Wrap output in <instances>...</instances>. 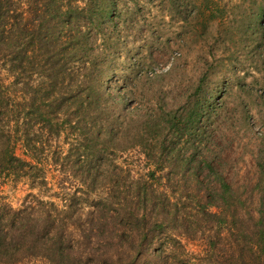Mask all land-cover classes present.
Returning a JSON list of instances; mask_svg holds the SVG:
<instances>
[{"label":"rangeland","instance_id":"rangeland-1","mask_svg":"<svg viewBox=\"0 0 264 264\" xmlns=\"http://www.w3.org/2000/svg\"><path fill=\"white\" fill-rule=\"evenodd\" d=\"M62 1L83 6L79 0ZM100 1L94 4L100 6ZM113 12V23L89 39V53H102L101 69L95 74L102 70L99 79L106 78L110 93L104 96L99 122L89 133L84 125L78 128L75 115L67 112L64 120L73 121H66L67 130L49 139L48 123L40 120L38 141L49 166L48 183L31 188L26 177L0 179V202L18 208L33 193L61 204L65 190L72 189L86 192L78 195L82 200L100 195L117 202L124 184L147 179L155 198L142 210L154 216L163 209L180 218L171 225L186 246L176 245L178 253L188 258L183 264H206L211 254L225 256L224 264L253 262L249 247L238 245L234 232L202 214V198L220 173L246 198V210L254 212L258 206L264 0H116ZM1 77H9L2 63ZM38 78L27 77L26 82L36 86ZM200 81L202 88L196 91ZM200 102L210 107L205 117L198 118L194 114ZM40 110L53 118L52 107L42 104ZM110 126L112 140L107 136ZM91 162L95 181L85 170ZM160 162L166 164L164 169L157 166ZM154 170L160 180L151 179ZM223 213L229 216L230 211ZM248 224L238 226L249 228ZM211 238L217 245L207 253Z\"/></svg>","mask_w":264,"mask_h":264},{"label":"trees","instance_id":"trees-1","mask_svg":"<svg viewBox=\"0 0 264 264\" xmlns=\"http://www.w3.org/2000/svg\"><path fill=\"white\" fill-rule=\"evenodd\" d=\"M79 1L83 6L78 2L63 4L62 0H0V63L9 72L8 78H0V179L26 177L31 188L48 183L49 166L41 157L38 141L40 120L48 123L49 139L67 130L66 121H73L64 120L67 112L75 115L78 128L84 125L89 133L100 120L104 96L110 93L106 78L99 79L102 70L95 74L102 53H89V39L93 32L100 33L105 25L113 23L116 0H101L100 6L94 4L95 0ZM36 76L38 84L30 87L26 78ZM67 76L68 89L64 85ZM201 88L202 81L195 90ZM42 104L52 107L53 118L40 110ZM196 107L194 115L201 118L207 115L210 105L200 102ZM112 131L110 126L108 138ZM260 141L257 164L263 180L264 134ZM92 155L91 149L85 161L90 162ZM94 166L93 162L85 164V170L95 181ZM157 166L164 169L166 164L160 162ZM156 174L152 171L151 179L160 180L162 176ZM262 180L256 184L259 201L254 212L246 210V198L220 173L202 198V214L229 233L234 232L238 245L249 247L253 262L242 259L243 264H264ZM148 183L147 179H137L124 184L122 196L117 202L110 197L112 206L107 208L110 198L99 195L82 200L78 195L86 192L78 189L65 190L61 204L33 193L18 208L0 202V264H183L188 258L178 253L176 245L186 246L171 225L180 218L163 209L154 216L142 210L155 198ZM166 200L169 202L170 197ZM214 207L221 208V212L213 211ZM223 209L230 211L229 216ZM246 221L249 228L238 226ZM215 243L211 238L205 251L211 253ZM224 257L211 254L205 262L224 264Z\"/></svg>","mask_w":264,"mask_h":264}]
</instances>
